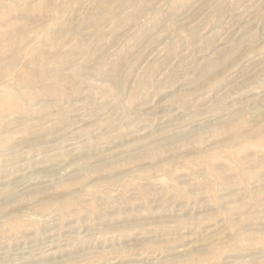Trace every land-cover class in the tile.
<instances>
[{
    "label": "rangeland",
    "instance_id": "374dc122",
    "mask_svg": "<svg viewBox=\"0 0 264 264\" xmlns=\"http://www.w3.org/2000/svg\"><path fill=\"white\" fill-rule=\"evenodd\" d=\"M0 264H264V0H0Z\"/></svg>",
    "mask_w": 264,
    "mask_h": 264
}]
</instances>
